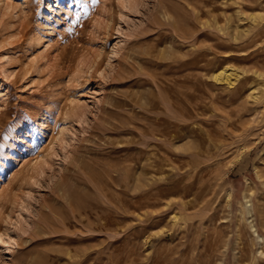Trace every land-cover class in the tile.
Returning a JSON list of instances; mask_svg holds the SVG:
<instances>
[{"label":"rangeland","instance_id":"obj_1","mask_svg":"<svg viewBox=\"0 0 264 264\" xmlns=\"http://www.w3.org/2000/svg\"><path fill=\"white\" fill-rule=\"evenodd\" d=\"M0 264H264V0H0Z\"/></svg>","mask_w":264,"mask_h":264},{"label":"bare ground","instance_id":"obj_2","mask_svg":"<svg viewBox=\"0 0 264 264\" xmlns=\"http://www.w3.org/2000/svg\"><path fill=\"white\" fill-rule=\"evenodd\" d=\"M229 69V68H228ZM226 71H229V70H227V69H222L220 72H218V74H216V75H221V73H223V72H226ZM233 72V71H232ZM231 73V72H230ZM220 75H219V78H220ZM215 76V75H214ZM231 76H232V74H231ZM226 77V76H225ZM217 78V77H216ZM218 80V79H217ZM221 80V79H220ZM225 81V80H224ZM230 81L228 80V83H229ZM231 83V82H230Z\"/></svg>","mask_w":264,"mask_h":264}]
</instances>
